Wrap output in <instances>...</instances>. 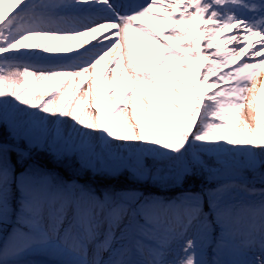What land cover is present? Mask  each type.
<instances>
[{
  "label": "snow or ice",
  "instance_id": "obj_1",
  "mask_svg": "<svg viewBox=\"0 0 264 264\" xmlns=\"http://www.w3.org/2000/svg\"><path fill=\"white\" fill-rule=\"evenodd\" d=\"M4 2L0 264H264V0Z\"/></svg>",
  "mask_w": 264,
  "mask_h": 264
},
{
  "label": "trees",
  "instance_id": "obj_2",
  "mask_svg": "<svg viewBox=\"0 0 264 264\" xmlns=\"http://www.w3.org/2000/svg\"><path fill=\"white\" fill-rule=\"evenodd\" d=\"M69 161H65L63 163H56L53 161V163L49 164L50 166L49 167H54L56 169H59L60 172L64 173L65 175H72L74 177H79V178H85L89 181H91L95 186H101V187H107V186H111V185H114V182L112 181V179H108V178H104V177H96V176H93V175H81L82 172H78L77 169H78V166L77 165H68ZM62 164H66L69 168L67 169L66 167L62 166ZM65 165V166H66ZM77 166V167H76ZM200 184L199 181H189L186 183L185 187L188 188V187H192V188H196L195 186L197 184ZM116 186H125L127 187L128 185L126 184H131V182L129 180H127L126 178L124 179H116ZM106 185V186H105ZM146 187V186H145ZM148 189H157V188H151V187H147ZM190 189V188H189ZM198 189V188H197ZM159 190H162L163 192H170V191H166V190H163V189H159Z\"/></svg>",
  "mask_w": 264,
  "mask_h": 264
},
{
  "label": "rangeland",
  "instance_id": "obj_3",
  "mask_svg": "<svg viewBox=\"0 0 264 264\" xmlns=\"http://www.w3.org/2000/svg\"><path fill=\"white\" fill-rule=\"evenodd\" d=\"M260 79L261 80H264V72H262L261 73V75H260ZM0 138L2 139V140H5V141H8L9 140V130L7 129V128H5V127H0ZM22 147H23V145H21ZM33 160L40 166V167H42L43 169H45V170H47L48 169V167L50 166L49 164H51V163H53V159H52V157H50V156H48L46 153H43V152H39V153H37V152H34L33 153ZM13 162H15V155L13 154ZM55 162V161H54ZM49 163V164H48ZM77 165L78 166V168H79V165L75 162V160L73 159V160H71V161H69V163H68V165L70 166V165ZM66 164H62V166H64V167H66L67 169L69 168L67 165L65 166ZM76 166V167H77ZM20 167H18L17 169H19ZM20 170H18V172H19ZM48 171V170H47ZM54 171L56 172V173H58V174H62L61 172H60V170L59 169H56V168H54ZM49 172H51V171H49ZM51 173H53V172H51ZM53 174H55V173H53ZM81 174H83V175H92L90 172H82ZM55 175H57V174H55ZM96 177H98V176H96ZM66 178V177H65ZM125 177H119V178H116L117 180L118 179H124ZM116 179H112V181L114 182V186H116L117 184H116ZM64 181H67V182H69V183H71V182H77V183H79L77 180H74V179H71V178H69V179H64ZM79 184H81V183H79ZM207 210V209H206Z\"/></svg>",
  "mask_w": 264,
  "mask_h": 264
},
{
  "label": "bare ground",
  "instance_id": "obj_4",
  "mask_svg": "<svg viewBox=\"0 0 264 264\" xmlns=\"http://www.w3.org/2000/svg\"><path fill=\"white\" fill-rule=\"evenodd\" d=\"M10 2L11 0H5L4 4H3V9L5 12L9 11L10 8ZM157 15H163V13H156ZM139 23H142L144 25H146L151 31H153L154 33H156L157 35H159L160 33L158 32L157 28L155 27V25L153 24V22L151 20H149L148 18H142ZM167 43H174L172 41H166ZM87 46V45H86ZM103 66V62L101 67ZM97 72H99V69L97 70Z\"/></svg>",
  "mask_w": 264,
  "mask_h": 264
}]
</instances>
